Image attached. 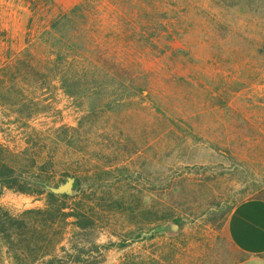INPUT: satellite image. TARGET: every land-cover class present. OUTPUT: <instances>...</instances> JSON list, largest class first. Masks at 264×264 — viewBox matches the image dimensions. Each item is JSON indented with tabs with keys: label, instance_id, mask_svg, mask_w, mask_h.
<instances>
[{
	"label": "rangeland",
	"instance_id": "obj_1",
	"mask_svg": "<svg viewBox=\"0 0 264 264\" xmlns=\"http://www.w3.org/2000/svg\"><path fill=\"white\" fill-rule=\"evenodd\" d=\"M32 1L0 0L1 74L26 50L47 67L43 28L83 0ZM167 1L148 16L123 0H95V44L127 70L122 75L89 76L69 89L78 94L51 78L30 86L0 78V138L19 152L27 141L42 149L47 159L39 165L51 183L33 195L0 184V206L17 215L45 209L49 191L75 179L64 193L73 197L55 203L65 207L57 218L61 241L46 249V262L55 253L68 263L70 237L115 242L95 255L105 264L158 253L163 264L242 259L227 220L238 203L264 196V0ZM63 126L76 131L66 135ZM74 209L95 215L89 233L63 222L60 213ZM155 227V238L142 239ZM3 237L0 231V264H42Z\"/></svg>",
	"mask_w": 264,
	"mask_h": 264
},
{
	"label": "trees",
	"instance_id": "obj_2",
	"mask_svg": "<svg viewBox=\"0 0 264 264\" xmlns=\"http://www.w3.org/2000/svg\"><path fill=\"white\" fill-rule=\"evenodd\" d=\"M160 1L168 2L167 0H123V4L130 3L135 15L147 12L149 16V12L158 11L156 6ZM32 2L35 4L45 2L53 5L55 0H33ZM39 6L37 5V7ZM134 20L142 21L137 17ZM158 21L160 20H157L156 17H150L151 24L156 25L157 23L158 25ZM98 23L95 0H83L68 11L52 14L41 33L42 41L52 54L50 64L47 67L38 65L32 57V53L26 50L15 60L12 59L6 63L2 74L0 73V78L20 80L27 86L37 80L51 78L58 81L66 93L78 94L79 91L69 89L79 88L82 85L81 81L89 76H92L94 80L101 77L113 79L122 75L121 70L126 72L127 70L113 62V58L108 53L100 51L99 46L95 44L97 32L100 31ZM159 26L164 28L162 22H159ZM112 67L114 69H111ZM0 86L5 88V82L0 80ZM61 129L66 135L69 130L76 131L75 128L66 126ZM66 135L62 133L59 136ZM71 136H76V134ZM64 138L62 137V139ZM42 157H44L42 149H38L31 141H27V145L19 152L0 138V184L2 188L30 195L44 193L47 187H51V183L48 176L43 173L42 165H39L44 159H47V157ZM48 196L47 208L27 209L18 215L6 207L0 206V231L8 246L15 249L16 252L19 249L23 250V254L30 252L31 255L33 252L35 254L33 261L42 264H54L55 262L61 264V258L55 253L52 255V259L46 262L45 257L48 254L51 255L46 249L51 248L55 251L58 242L61 241L57 229L60 222L57 218H59L58 213L62 212V208L65 207H55V203L59 198H71L73 195H57L53 191H49ZM75 210L77 209L60 213L63 222L73 225L82 234L89 233L95 227V215L83 211V209L82 211ZM71 217L74 219L68 221L67 218ZM154 230L142 239L155 238L158 231L156 227ZM136 240H141V237ZM129 243L123 240L120 247H127ZM115 244V242L100 244L96 239L79 242L70 237V247L67 248V255L70 259L67 264H105L104 258L98 261L95 255L108 251ZM22 259L25 260L24 255ZM130 264H163V261L158 253L148 257L147 260L137 262L132 260Z\"/></svg>",
	"mask_w": 264,
	"mask_h": 264
},
{
	"label": "crops",
	"instance_id": "obj_3",
	"mask_svg": "<svg viewBox=\"0 0 264 264\" xmlns=\"http://www.w3.org/2000/svg\"><path fill=\"white\" fill-rule=\"evenodd\" d=\"M227 225L230 242L242 255L238 264H264V196L238 203Z\"/></svg>",
	"mask_w": 264,
	"mask_h": 264
},
{
	"label": "water",
	"instance_id": "obj_4",
	"mask_svg": "<svg viewBox=\"0 0 264 264\" xmlns=\"http://www.w3.org/2000/svg\"><path fill=\"white\" fill-rule=\"evenodd\" d=\"M75 184V179L73 177H69L67 182L60 185L59 187L54 188L56 193L64 194L71 190H73Z\"/></svg>",
	"mask_w": 264,
	"mask_h": 264
}]
</instances>
